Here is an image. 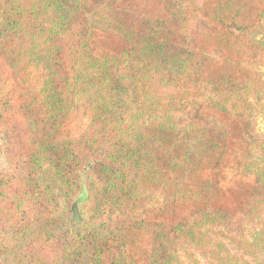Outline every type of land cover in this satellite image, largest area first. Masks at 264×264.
<instances>
[{"label":"trees","instance_id":"obj_1","mask_svg":"<svg viewBox=\"0 0 264 264\" xmlns=\"http://www.w3.org/2000/svg\"><path fill=\"white\" fill-rule=\"evenodd\" d=\"M119 1L0 0V264H264V141L254 134L264 120V30L254 34L264 6L242 26L241 9L224 18L227 0L210 26L204 0H157L167 21ZM101 34L125 47H101ZM207 35L225 38L243 76L205 77ZM190 107L243 121L247 194L234 213L204 207L155 225L138 263L125 237L148 227L140 190L160 181L156 153L188 172L219 149L207 139L221 134L193 124ZM180 180L175 200L198 199ZM80 197L87 226L71 216Z\"/></svg>","mask_w":264,"mask_h":264},{"label":"rangeland","instance_id":"obj_2","mask_svg":"<svg viewBox=\"0 0 264 264\" xmlns=\"http://www.w3.org/2000/svg\"><path fill=\"white\" fill-rule=\"evenodd\" d=\"M226 2L227 0H204L201 6V19L208 25L215 26L217 23L215 12L220 5H225ZM231 6V10L224 13V18H229L233 12L241 9L239 24L246 26L254 22L264 6V0H233ZM116 8L153 19L159 18L165 21L169 19L164 6L157 0H120L116 4ZM263 30L264 24L259 23L254 34L257 36ZM98 44L113 52L120 51L125 47L122 41L104 34L98 36ZM198 45L200 51L208 58L204 68L206 78L215 77L224 72L236 77L243 76V73L232 64L234 51H231L229 46L227 47L224 37L207 35L199 39ZM262 72L264 75V69ZM186 117L196 126L215 130L221 134L219 139L223 140L225 137L226 140H223V143L218 139H207L214 140L215 143H211L212 146L218 144L219 149L207 155L204 162L188 172L167 167L160 153H156L157 164L161 170L160 181L156 184H144L140 190V213L146 217L148 227L145 230L130 232L125 237L128 252L133 257L132 259L138 263L143 262L148 256L155 225L178 223L204 207L230 214L234 213L240 209L247 194L237 172L238 168L243 165L247 143L243 121L232 115L197 107H190ZM75 124V120H69L65 126V134L68 130H73ZM254 134L258 141H264V120L260 116L255 118ZM3 147L4 141L0 134V154ZM182 178L189 180L192 184L191 188L199 194L198 199L190 202L175 200L173 188ZM81 198L72 203V205L77 203L79 215ZM83 226H87V224L84 222Z\"/></svg>","mask_w":264,"mask_h":264},{"label":"water","instance_id":"obj_3","mask_svg":"<svg viewBox=\"0 0 264 264\" xmlns=\"http://www.w3.org/2000/svg\"><path fill=\"white\" fill-rule=\"evenodd\" d=\"M71 211H72V218H73V220L76 223H78V224L84 225V222L82 221V219H81V217L79 215L78 209H77V203H75V204L72 205Z\"/></svg>","mask_w":264,"mask_h":264}]
</instances>
